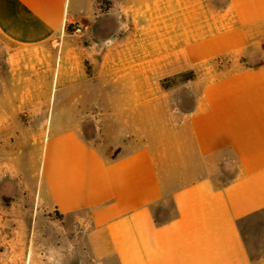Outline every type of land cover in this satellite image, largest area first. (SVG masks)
<instances>
[{"label":"crops","instance_id":"crops-1","mask_svg":"<svg viewBox=\"0 0 264 264\" xmlns=\"http://www.w3.org/2000/svg\"><path fill=\"white\" fill-rule=\"evenodd\" d=\"M184 72L194 74L183 84L192 100L177 142L199 158L194 179L164 184L176 141L159 131L82 133L86 100L104 99L112 117L119 100L150 97L147 84ZM56 89L69 105L37 107ZM23 113L49 115L41 138L28 135ZM10 131L41 145L44 208L87 214L90 264H264L241 231L264 216V0H0V154ZM167 198L173 214L159 219ZM32 255L16 252L14 264Z\"/></svg>","mask_w":264,"mask_h":264},{"label":"rangeland","instance_id":"rangeland-1","mask_svg":"<svg viewBox=\"0 0 264 264\" xmlns=\"http://www.w3.org/2000/svg\"><path fill=\"white\" fill-rule=\"evenodd\" d=\"M82 28V27H81ZM72 33L71 30H68ZM85 32H90L88 24ZM82 33V31H81ZM79 33V34H81ZM74 34V33H73ZM87 73L91 66L85 65ZM189 72L161 77L159 81L146 85L150 97L119 100L120 105L109 117L106 104L100 97L86 100L82 112L85 130L82 133L93 138L104 136L106 129H117L126 137H135L136 130L159 131L168 140L162 178L168 189L186 183L201 173V163L195 155L190 141L177 142L180 138V110L189 106L192 97L184 84ZM158 84L160 92H157ZM101 86V84H98ZM95 96V95H94ZM93 96V97H94ZM100 96V93H97ZM100 98V99H99ZM61 102V91L56 89L49 99L37 100V107L45 112L56 109ZM125 101V103H121ZM36 108V106H34ZM87 114V115H86ZM28 124V135L41 138L49 115L23 113L19 116ZM54 119V117H53ZM110 119V121H106ZM19 131L3 132L0 154V264L21 262L15 259L16 252H32L33 264H90L84 246L87 214L78 212L67 219L58 217L55 211L46 210L38 195V165L41 152L39 142H18ZM142 135V134H141ZM184 135V134H183ZM182 135V139L184 136ZM105 144V142H100ZM114 143V142H112ZM224 173L232 175L234 164L224 166ZM173 214L169 198L157 206L159 219ZM241 231L247 248L254 257L264 255V216L262 213L241 222Z\"/></svg>","mask_w":264,"mask_h":264},{"label":"built area","instance_id":"built-area-1","mask_svg":"<svg viewBox=\"0 0 264 264\" xmlns=\"http://www.w3.org/2000/svg\"><path fill=\"white\" fill-rule=\"evenodd\" d=\"M71 31L74 34H79V33H81L82 28H81V26L79 24L72 23Z\"/></svg>","mask_w":264,"mask_h":264},{"label":"trees","instance_id":"trees-1","mask_svg":"<svg viewBox=\"0 0 264 264\" xmlns=\"http://www.w3.org/2000/svg\"><path fill=\"white\" fill-rule=\"evenodd\" d=\"M193 77H194V74L192 72H189V74L184 77V80L186 81V80L192 79ZM55 213L58 217H62V214H58L56 211Z\"/></svg>","mask_w":264,"mask_h":264}]
</instances>
